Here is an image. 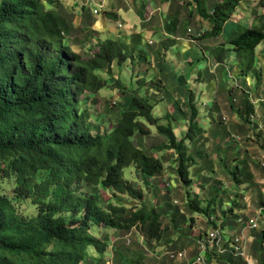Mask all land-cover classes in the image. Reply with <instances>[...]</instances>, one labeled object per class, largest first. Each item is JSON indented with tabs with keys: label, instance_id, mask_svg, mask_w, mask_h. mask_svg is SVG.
Wrapping results in <instances>:
<instances>
[{
	"label": "trees",
	"instance_id": "1",
	"mask_svg": "<svg viewBox=\"0 0 264 264\" xmlns=\"http://www.w3.org/2000/svg\"><path fill=\"white\" fill-rule=\"evenodd\" d=\"M237 2L190 0L195 14L211 26L197 39L222 36ZM54 5L52 0H0V264H89L91 251L101 255L109 249L97 235L99 228L129 232L138 227L149 240H160L167 233L162 214L147 207L145 191L125 178L130 168L151 179L165 173L163 160L134 140L152 135L153 127L167 138L156 152L177 155L189 211L210 215L211 207L203 209L193 192L195 159L187 144L204 134L196 96H190L188 131L180 140L172 126L151 118L154 106L146 98L114 77L115 64L122 67L135 59L129 47L108 39L91 55L75 53L67 43L73 27L49 8ZM177 24L167 25V32ZM262 29L264 24L239 27L227 42L233 48H219L224 55L236 52L246 75L257 71ZM106 89L118 90L124 98L120 118H109L111 127L102 131L103 118L93 125L87 106H95ZM245 107L252 119L255 105L248 101ZM10 184L12 195L3 189ZM130 201L143 206L130 208ZM26 202L35 213L19 212ZM121 259L122 264H146L140 251Z\"/></svg>",
	"mask_w": 264,
	"mask_h": 264
},
{
	"label": "crops",
	"instance_id": "2",
	"mask_svg": "<svg viewBox=\"0 0 264 264\" xmlns=\"http://www.w3.org/2000/svg\"><path fill=\"white\" fill-rule=\"evenodd\" d=\"M52 1L55 5L50 9L57 6V0ZM96 5L88 9L81 7L80 15L75 12L70 18L63 15L73 29L78 24L84 31L83 40L74 45L67 43L75 53L85 54L86 49L98 47L105 40L123 41L135 56V68L145 69L147 82L144 85L148 83V86L141 97L154 101L158 92H163L164 99L157 105L164 115L156 118L165 122L162 126H172L180 140L188 131L190 96H196L204 134L194 142H187L190 156L195 159L191 169L193 192L202 202L203 209L211 207L208 216L193 215L188 208L186 189L177 176V155L154 153L157 159L163 160L165 173L151 179L133 168L139 180L133 183L141 189L143 185L150 188L151 198H146L145 203L162 214L161 221L167 233L160 240L150 238L157 257L150 258L143 248L131 251L129 257L116 248L117 256L127 261L132 258V253L140 251L145 255L146 264H189L202 252V244L210 234L219 230L220 240L210 243L205 254L209 264H248L244 259L246 251L254 254L258 264H264V185L259 183L264 179V156L261 155L264 147L257 142L259 131H256L264 123V67L260 62L264 61V53L262 57L257 54V72L252 77L242 71L236 52L224 55L219 51L222 46L233 48L227 39L234 30L257 24L245 27L236 13L226 26L232 33L226 35V40L222 36L194 40L188 36V29L195 34L210 28L208 23L192 14V7L186 0H131L128 6L123 0H96ZM95 10H99L100 15H94ZM173 20L178 24L174 32L169 33L166 26ZM81 45L80 51L74 50ZM258 50L264 51V42ZM218 55H223V61H218ZM134 62L129 61L125 66L132 69ZM262 69L263 73L260 72ZM148 89L152 90L151 95ZM129 90L134 89L131 86ZM248 101L255 105V120L247 119L245 106ZM120 113L121 109L115 119L120 118ZM158 134L152 131V135L140 137L138 147L147 151L148 146L154 144L152 149L156 152L167 143V138ZM147 140L155 141L149 144ZM164 187L167 188L165 192L160 190ZM192 217L194 223L189 221ZM256 221H259L258 228L252 226ZM98 232L103 233L99 237L107 240L109 249L112 244H121L127 233L107 228H99ZM138 235L143 240L149 239L144 233ZM236 239L243 240L245 250L241 254L235 252ZM169 251H187L189 257L173 259L167 255ZM97 254L99 256L93 254L89 264H98L95 258L99 259L100 254Z\"/></svg>",
	"mask_w": 264,
	"mask_h": 264
},
{
	"label": "rangeland",
	"instance_id": "3",
	"mask_svg": "<svg viewBox=\"0 0 264 264\" xmlns=\"http://www.w3.org/2000/svg\"><path fill=\"white\" fill-rule=\"evenodd\" d=\"M186 2H187V4H188V6L189 7H192V14H195V7L194 6H191L190 4H189V2H190V0H186ZM159 8V7H158ZM197 17H199L197 14H195ZM200 18V17H199ZM174 21V20H173ZM172 21V22H173ZM171 22V23H172ZM207 23V22H206ZM255 23H253V24H249L248 26H252V25H254ZM116 25H117V23H116ZM246 25H247V23H245L244 22V26L246 27ZM231 26L233 27V26H235V28L237 29V27H236V25H234V24H231ZM211 26H210V24H209V28H210ZM198 28V30H199V28L200 27H197ZM249 28H251V27H249ZM191 32V33H190ZM194 31H192L191 29H188L187 30V34H188V36H192V37H194V38H197V36H198V34H200V36H201V34H203L204 32H199V33H196L195 32V34L193 33ZM235 32H236V30H234L233 31V34L230 32V29H224V32H223V34H222V37L226 40L228 37L226 36L227 34L229 35L230 33L232 34V35H234L235 34ZM195 35H197V36H195ZM232 35H229V38L227 39V42H230L231 41V37H232ZM84 39V31L81 29V27L77 24L76 26H75V28L73 29V31H72V33H71V35L69 36V39H67V42L69 43V44H71V45H74V44H76V43H78L79 41H81V40H83ZM193 39V38H192ZM90 43V45H94V43H92V42H89ZM97 50V46H91V48L90 49H86V51L85 52H87L89 55H91V54H93V52H95ZM84 52V51H83ZM263 53H264V51H262V50H258L257 51V54H258V56H260V57H262V55H263ZM85 55H87L86 53H85ZM214 58H216V60H217V56H214ZM239 58V57H238ZM135 60L133 59V62H134ZM240 60L238 59V62H239ZM260 62L263 64V67H264V61L263 60H260ZM137 65V63L135 64V62H134V68H132L131 69V67H128V66H125V65H123L122 67H119L117 64H115V66L113 67V75L116 77V79H119L121 82H122V84L127 88V89H129L131 86L133 87V89L135 90V92H137L138 94L139 93H141V91L143 92V95H144V91L146 90L145 88V85H147L148 86V83H145V85H144V82L147 80V78H146V80H145V74H144V71L143 70H145L144 68H142L141 70H139L138 68H135V66ZM256 65H258V63H256ZM257 72V71H256ZM260 72L261 73H263V69L262 70H260ZM98 75L101 77V78H103V79H108L109 81H110V79H109V76L106 74V72L105 71H99L98 72ZM250 75H252V77L253 76H255V73H252V74H250ZM127 78V81H128V83L127 84H125L124 83V78ZM143 82V83H142ZM147 82V81H146ZM239 82V81H238ZM240 85V84H239ZM238 85V86H239ZM117 96H119V97H121V98H124L123 97V94L121 93V92H119L118 90H114V89H106V90H104V91H102V93L101 94H98V96L95 98V101H97V104L95 105V106H91V104L90 105H88L87 106V109L89 110V112H90V115H91V123L93 124V125H95L96 126V122H99L98 120L99 119H101V118H103V120H102V125H100L99 127H101L102 128V131L104 130V128L105 127H111V123H110V121H109V118H112V120H114L115 122H116V117H115V115H118V113H119V107H120V105H121V102L119 101V100H116V97ZM140 96H141V94H140ZM164 99V94H163V92L161 93V92H158V94L156 95V98L154 99V101H152V105L154 106L155 104L157 105L158 103H160L162 100ZM113 100H116V102L115 103H112V101ZM123 100V99H122ZM167 102V101H166ZM165 105V104H164ZM166 106V105H165ZM155 107V106H154ZM176 107V106H175ZM96 121V122H95ZM204 121L205 122H207V120H205L204 119ZM167 124H165V126H166ZM261 131H263V133H264V130H261ZM261 131H259L257 134H259L258 135V138H257V142L261 145V146H263L264 147V135L262 134V132ZM156 133L158 134V131L156 130ZM159 135V134H158ZM140 137L141 136H138L137 138H136V141H135V143H136V145L138 146V143H139V139H140ZM155 139H158V137L157 138H155ZM155 140H147V142L150 144V143H153ZM161 140L159 139V142H160ZM161 142H163V141H161ZM158 143V142H157ZM156 144V143H155ZM154 147V144L152 145V146H148V149H147V152L149 153V154H154V153H157V152H155V151H153V148ZM159 148V147H158ZM156 150V149H155ZM168 159V158H167ZM125 178H126V180H128V181H130V182H133V181H139L138 179H136V177H135V170L133 169V168H130V169H128V170H126V174H125ZM159 186H163V185H160L159 184ZM143 187V189H144V191L147 193L146 194V198H151V190H150V188L147 186V185H143L142 186ZM3 189H5L6 190V192H7V194L8 195H12V184H10V185H4L3 186ZM160 190L161 191H163V192H165V190H167V188H160ZM109 199V198H108ZM146 204V206L147 207H149V204H147V203H145ZM129 207L130 208H140V207H142L143 205L142 204H140V203H136V202H133V201H130L129 202ZM35 208L34 207H29V203H25L24 205H21L20 207H19V212H23V213H28V214H33V213H35ZM139 230V232H137V234H136V232L133 234V236H132V240H133V242H132V244L131 245H128L127 243H126V235L128 234V232L127 233H125L124 234V236H123V238L121 239V244H119V245H111L110 246V249L107 251V253L106 254H101L100 255V257H99V259L98 260H103L104 259V261H103V263H101V264H107V262L110 260V261H112L113 262V264H122V259L119 257V256H117V254H116V248H119L121 251H122V254H124L125 256H130L131 255V251H134L135 249H137V248H143V250H144V252H146L145 250H148V249H152V250H154L155 248V246L154 245H152L151 244V242H150V240L149 239H145V240H143L142 239V237H140V235H138V234H141V235H143V229L142 228H139L138 229ZM96 231H97V234H98V236H103V233H100V232H98V229H96ZM112 232V231H111ZM145 238H147V237H145ZM96 255V256H99L96 252H92L91 253V256H94V255ZM151 258V257H150ZM125 260H123V262H124ZM87 264V263H86ZM99 264V263H98ZM123 264H127V262H125V263H123Z\"/></svg>",
	"mask_w": 264,
	"mask_h": 264
},
{
	"label": "clouds",
	"instance_id": "4",
	"mask_svg": "<svg viewBox=\"0 0 264 264\" xmlns=\"http://www.w3.org/2000/svg\"><path fill=\"white\" fill-rule=\"evenodd\" d=\"M214 2L224 3V0H214ZM130 3H131V0H123V4L125 6L130 5ZM81 7L85 9L97 7L96 0H57V6L53 8L52 10L57 12L60 15L67 14L66 18H70L73 12H75L76 15H80L79 10ZM236 13L238 14L240 18H242V22H245L247 24L255 23L257 24V26H259L260 24H264V0H238L237 6H236ZM82 48H83V45L79 47H75L74 50L80 51ZM124 83L125 84L128 83L126 77L124 78ZM145 87L147 88V85H145ZM148 92H149V95H151L152 90L148 89ZM141 95H143L142 91H141ZM116 100H119L121 103H123L122 98L119 96L116 97ZM116 100H113L112 103H115ZM148 102L151 103V100H149ZM163 115H164V112L161 110L159 105L155 106L150 114L151 118L160 117ZM159 123L163 124L165 122L163 120H160ZM261 130H264V123L260 125L259 129H256V131H261ZM152 131L155 133L156 131L155 127H153ZM253 147L255 146L253 145ZM261 155L264 156V153H261ZM259 183L264 185V179L259 180ZM225 208H227V204L225 205ZM134 229H137V231L139 232L138 227H135L132 230ZM132 230H130L128 233H130ZM145 251L147 253V250ZM253 255L254 254L248 253L247 251L244 253V259L247 260L248 264H258V260L256 258H253Z\"/></svg>",
	"mask_w": 264,
	"mask_h": 264
},
{
	"label": "built area",
	"instance_id": "5",
	"mask_svg": "<svg viewBox=\"0 0 264 264\" xmlns=\"http://www.w3.org/2000/svg\"><path fill=\"white\" fill-rule=\"evenodd\" d=\"M95 15H99L100 12L99 10H95L93 12ZM120 27H122L120 25ZM191 33V32H190ZM197 37H200V34H198ZM195 40V38H193ZM197 39V38H196ZM256 119V114H253L252 115V120H255ZM252 226L254 228H258L259 227V221H256L252 224ZM137 231V229H134L132 230L130 233H128L126 235V243L128 245H131L133 240H132V236L134 234V232ZM220 240V231L219 230H215L213 231L209 238L205 241L206 243L203 245L202 244V252L194 259H191V261L189 262V264H209V262L207 261V258H206V253L208 251V245H210V243H213L215 241H219ZM204 243V242H203ZM234 248H235V252L238 253V254H241L244 252V243H243V240L241 241V239H236L235 240V244H234ZM223 248V247H222ZM147 255L150 256V257H157V254L154 252V250H150L148 249L147 250ZM167 255L173 259H177V260H186L188 259L189 257V254L187 251H169L167 252ZM107 264H113L112 261H108Z\"/></svg>",
	"mask_w": 264,
	"mask_h": 264
}]
</instances>
